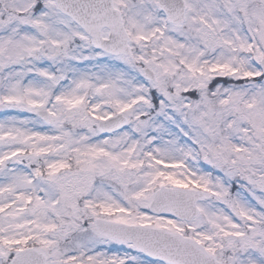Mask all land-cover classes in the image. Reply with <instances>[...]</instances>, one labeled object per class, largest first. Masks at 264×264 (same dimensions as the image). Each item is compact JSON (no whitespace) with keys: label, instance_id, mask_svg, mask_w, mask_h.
Here are the masks:
<instances>
[{"label":"snow or ice","instance_id":"snow-or-ice-1","mask_svg":"<svg viewBox=\"0 0 264 264\" xmlns=\"http://www.w3.org/2000/svg\"><path fill=\"white\" fill-rule=\"evenodd\" d=\"M0 264H264V0H0Z\"/></svg>","mask_w":264,"mask_h":264}]
</instances>
